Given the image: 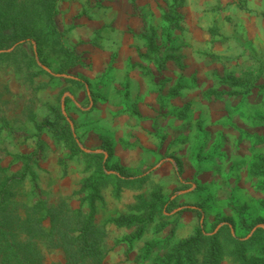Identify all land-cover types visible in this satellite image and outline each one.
Instances as JSON below:
<instances>
[{
  "label": "rangeland",
  "instance_id": "obj_1",
  "mask_svg": "<svg viewBox=\"0 0 264 264\" xmlns=\"http://www.w3.org/2000/svg\"><path fill=\"white\" fill-rule=\"evenodd\" d=\"M80 1L134 23L81 40L68 73L54 54L36 58L40 72L29 44L0 57V177L23 178L14 198L88 212L91 196L103 264H165L199 229L215 236V264H264V0ZM104 39L133 53L92 61L84 45ZM78 122L94 128L86 146ZM65 123L78 149L53 135ZM40 244L45 263L65 264ZM204 244L179 264H205Z\"/></svg>",
  "mask_w": 264,
  "mask_h": 264
},
{
  "label": "trees",
  "instance_id": "obj_2",
  "mask_svg": "<svg viewBox=\"0 0 264 264\" xmlns=\"http://www.w3.org/2000/svg\"><path fill=\"white\" fill-rule=\"evenodd\" d=\"M61 1L0 0V50L14 47L11 51L0 52V57L14 56L24 44H29L31 51H36V55H32V63L39 66L40 72L47 73L41 64L46 65L47 58L54 54L58 59V71L68 73L78 59L73 46L64 39L66 30H61L56 22ZM145 39L152 45L149 36ZM36 58L40 59V65ZM53 133L56 139L72 140L77 148L68 123L58 134ZM95 155L102 157L103 153ZM0 170L6 172V168ZM22 180V177L15 176L0 177V264H47L40 242L47 250L61 251L65 264H103L108 252L104 242L107 232L96 222L92 197L88 200V212L81 206L73 207L69 198L64 197L52 205L34 199L25 204L14 198L17 195L14 189ZM93 185L94 182L90 185V192L95 196ZM20 208L25 213L19 212ZM202 241L205 242V264H215V236L205 237L200 229L182 241L173 258L165 264H179L183 252L190 258L189 250Z\"/></svg>",
  "mask_w": 264,
  "mask_h": 264
},
{
  "label": "crops",
  "instance_id": "obj_3",
  "mask_svg": "<svg viewBox=\"0 0 264 264\" xmlns=\"http://www.w3.org/2000/svg\"><path fill=\"white\" fill-rule=\"evenodd\" d=\"M80 2H81L80 0H77V1L64 0L62 2V6L60 8V10L63 11L60 15L61 16L64 15L63 22L70 24V26L66 27L68 29V31H67V36L69 39L68 44L73 46V47H77V49H78V44H79V42H81V40L83 41L84 38L90 39V37L93 36V33L95 32V30L102 27V26H104V28H110V29H112L114 27L116 32H120L118 29H120L122 31L125 29V27L126 28L128 26L131 27L132 23H134V22H131L132 21L131 18H128V16L123 14V13H120V14H114L113 12L103 13L99 10H96V12H95L96 14H94L93 16H91L89 14L88 15L82 14L81 10L79 8L80 4H82ZM128 15H129V13H128ZM114 18H118V19H120V21L116 24H112V21L114 20ZM58 19H59V21H61L60 18H56L57 23H58ZM109 23H111L110 25H112V26L107 27V24H109ZM128 46L129 45H125V44L121 45L120 43H118V44L114 43L113 44V42H106V39H104V40H102V42L97 41L96 43H88V44L84 45L83 49H90L91 57H94L92 61L98 60L99 62L102 63V60L105 61V59H103V58H107V57L99 55L98 52L104 51L105 53H107V52L115 49L118 52H120L119 53L120 54L119 55V61H124V56H127V55L133 53L132 48L128 47ZM97 65L100 66V64H97ZM84 75H85L86 79H90L89 78L91 76L90 74H84ZM94 75L95 76H93V78L94 77L97 78L98 72H95ZM140 85H141V82H140ZM134 86H137V85H134ZM88 125L89 124H85L84 122H81V123L78 122V124L75 125L74 134L76 136L82 135V137H81L82 143L85 144V146L87 145L86 144L87 141L93 138L92 133H94L93 132L94 128H91L92 125H89V126ZM79 126H81L80 127L81 129H83L82 131H81V129L78 130ZM107 129H109V128H107ZM107 129L105 128L104 130L107 131ZM98 137L102 138L99 134H98ZM96 138H97V136H96Z\"/></svg>",
  "mask_w": 264,
  "mask_h": 264
}]
</instances>
